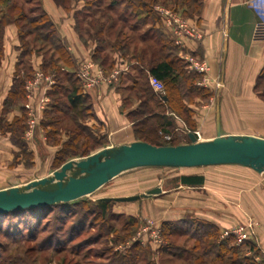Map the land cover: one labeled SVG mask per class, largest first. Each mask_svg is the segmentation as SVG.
<instances>
[{"label":"rangeland","instance_id":"rangeland-1","mask_svg":"<svg viewBox=\"0 0 264 264\" xmlns=\"http://www.w3.org/2000/svg\"><path fill=\"white\" fill-rule=\"evenodd\" d=\"M16 1L28 18L35 17L37 23H42L38 0ZM109 1L99 0L98 9L104 11ZM160 1L151 5L155 14H158L156 9H165L198 28L189 21V16L175 10L171 1ZM10 3V0L0 1V17ZM94 3L95 0H65L66 6L56 3L73 13L74 18L77 14L79 30L83 34L80 39L91 45L96 41L86 33L93 28V25H87V21L94 19L102 22ZM9 13L11 18L16 15V11ZM111 15L114 13L111 12ZM19 23L23 31L30 27L26 20ZM147 27L141 26L140 31ZM122 28L123 25L118 23L115 31ZM123 33L129 37L133 35L125 27ZM25 39L35 54H42L46 59L54 55L50 43L41 40L34 42V34ZM131 42L128 52L107 48L101 53L109 57L107 64L100 65L103 72L109 75L112 69H119L120 56L129 61L133 46L142 45L135 39ZM181 61L177 65L185 64L184 59ZM111 63L112 66L108 67ZM191 71L194 72V69ZM48 72L51 73L50 70ZM64 73L62 67L55 71L54 74L59 77L55 80L52 75L54 81L61 82L63 78L60 77ZM31 78H26L25 82ZM195 79L200 82L201 75L197 74ZM121 89L122 108L138 109V100L130 97V92L125 88ZM257 89L264 101V69ZM194 94L201 98L209 96L205 88ZM196 102L201 103V99ZM23 103H26V99ZM83 105L89 107L88 102L84 101ZM69 115L71 118L64 117L55 128L44 126L43 120L40 121L43 145L36 149L31 145L33 135L28 132L26 112L13 117L10 122L0 118V132H9L13 144L11 150L7 151L8 156L12 152L10 158L1 154L0 150V189L23 186L29 181L48 176L59 169L65 160L84 158L87 153L96 152L107 144L106 138L93 134L96 130L84 124L88 111L78 114L81 120ZM80 123L88 129L80 128ZM51 129L54 132L47 134ZM88 130L93 131L91 137ZM197 132L200 138L205 137L204 133ZM70 136L74 140L75 136L79 138L76 140L77 146L68 149L64 141ZM186 140L174 137L170 142L175 145ZM157 141L165 145L169 140L165 139L164 133ZM193 173L202 175V184L191 186L180 183L181 175ZM153 188H159V193L151 197L128 202L111 201L105 207L97 204L101 197L136 195ZM168 226L176 228L177 234L170 232ZM202 227L213 231L218 241H229L228 245L235 247L239 256L247 257L256 264H264V172L236 164L148 166L124 171L92 193L66 204L1 216L0 264H222L200 256L201 250L195 243L196 236L204 231Z\"/></svg>","mask_w":264,"mask_h":264},{"label":"crops","instance_id":"crops-1","mask_svg":"<svg viewBox=\"0 0 264 264\" xmlns=\"http://www.w3.org/2000/svg\"><path fill=\"white\" fill-rule=\"evenodd\" d=\"M38 1L72 59V64L62 65V69L67 72L72 71L76 75L80 64L84 62L92 64L90 73L94 79H97V83L85 86L76 75L89 106L90 114L84 124L95 129L94 134H100L107 139V144L102 148L128 144L137 140L133 118L129 117V113L136 110V107L126 110L122 108L121 88H119V83L126 87L133 79H136L137 61L131 57L128 61L120 56L117 79L109 82L106 71L103 72L101 66L92 59L95 44L84 43L80 39L75 28L73 13L65 11L53 0ZM156 16L159 19L156 25L160 26L162 33L176 46L177 59L185 60V66L182 67L185 74L191 71L187 65L189 57L204 61L208 67L205 73H197L194 70L196 74L201 75V81L195 80L193 86L205 88L209 96L201 98L192 93L190 98H183V105L189 111L188 114H183L185 118L183 115L166 110L164 120L170 122L168 133L174 137L186 138V142L183 143L189 142V132L204 133L205 137L199 140L211 139L215 136L218 118L222 135L246 134L264 138V101L254 88L264 68V0H202L199 14L189 17V21L201 31V37L183 39L181 45L176 44L168 30L163 28L160 14ZM20 55L21 42L18 26L14 20H10L2 28L0 56V118L8 122L13 117L20 116L23 111L26 112L22 102L3 113V101L12 87L17 68H20L19 74L23 72L21 65L18 64ZM114 56L116 58L115 54ZM25 58L27 67L32 70V75L38 70L52 80L49 85L42 83L29 99L25 91L26 101L36 102L43 95L48 98L45 108L39 114V124L31 139V145L36 149L43 145L40 121L44 120L45 111L50 108L52 99L50 93L54 86V78L52 73L42 69V54L31 52ZM99 70L102 73H99ZM144 70L149 83L151 75L146 69ZM65 85L69 88L68 83ZM200 99L201 103H197L196 101ZM163 128L164 126L161 125L157 129L158 135L164 134ZM12 147L10 133L0 132L1 154L7 157V151Z\"/></svg>","mask_w":264,"mask_h":264},{"label":"trees","instance_id":"trees-1","mask_svg":"<svg viewBox=\"0 0 264 264\" xmlns=\"http://www.w3.org/2000/svg\"><path fill=\"white\" fill-rule=\"evenodd\" d=\"M0 1L6 2V0ZM54 1L58 5L66 6L65 0ZM157 1L161 2L160 0H110L105 6V10L100 11L98 9L100 6L99 0H95L93 6L99 10L97 12L100 13L102 22L94 19L87 21V25H93V28L90 29V32L87 31L86 33L89 34L90 38L93 37L96 41L92 52V59L102 66L107 64L109 60L107 55L101 54L107 48L117 49L119 52H124V50L125 52H128L130 43H132L131 41L134 39L137 40L138 43H142L141 47H138V44L134 45V51L131 54V58L137 61V65L135 66V72L137 74L136 79H133L129 85H126V87H124L122 83H119V88L122 86L130 92V97L136 98L139 101L140 107L129 113V117L133 118L134 121V132L137 140L145 141L154 145H161V143L157 141V138H160V135L157 134V129L162 125L164 126L162 132L168 133L170 125V122L164 120L166 118L164 112L170 110L179 115H183L184 113L188 114L189 111L183 105V98H190V94L198 92L201 88L193 86V82L196 80L195 77L197 76L195 72L190 71L188 74H185L182 69L185 64L183 66L177 65V62L182 61L177 59L176 54L172 53L174 51L177 52L174 42L162 33L159 25H156L158 24L159 19L153 12L151 5L153 2ZM169 1H171L170 4L173 5L175 10L179 11L180 14L189 17L199 14L202 3V0H166V2ZM10 2V5L4 13L2 12L3 15L0 17V56L2 53V28L6 22L14 20L18 26L21 42V55L18 64L21 65L23 72L22 74H19L20 68H17L12 87L3 101V113L9 111L25 100L24 82L26 78L32 76V70L27 67V64L24 62V57L33 51L25 41L26 36L34 34V42L41 40L45 43H50L52 46L54 55L48 57V59L43 57L42 69L45 71L50 70L55 77V80L59 77L57 74H54L55 71H59L62 65L70 66L72 64V59L59 40L55 27L49 20L46 12L39 6L41 9L40 18L42 22L39 24L35 17H27L16 0H10ZM10 11H16V15H14L13 18L9 16ZM111 12L114 13V15H111ZM135 18H137L135 21H130ZM20 20H26V23L30 25V27L23 31V26L19 23ZM81 20L84 21V19ZM118 23L123 25V28L115 31L116 24ZM143 25H148V27L147 29L140 31L141 26ZM124 27L126 30H129V32H132L133 39L131 36L129 37V35L123 33ZM75 28L79 36L82 38L83 34L81 33V30H79V18L76 13ZM111 66L112 63L108 64V67ZM144 69L163 83V93L153 91L148 83L147 74ZM262 74L263 70L255 83L254 88L256 91H258L257 88ZM60 78H63L60 79L61 82L57 83V81H54V86L50 93L52 97L50 108L45 111L44 120L42 122L44 126H50L53 128H55V126L58 127V124L62 122L64 117H70L69 114H71V116L73 115L72 117L77 118L78 120L80 118L78 114H80L81 111H88V114H90L89 107L83 105L84 101L87 102V99L85 95L82 94L81 85L75 73L72 71H65L63 77ZM65 83H68L69 88ZM57 96H60V98ZM80 124V128L88 129L87 127H84L85 125L82 123ZM50 132H54V130L51 129L47 134ZM88 132L90 137L94 134L91 133L93 132L91 130H88ZM168 134L171 135V133ZM72 138L70 136L64 141L66 142L65 147L68 149L72 146L76 147L78 144L76 143V140L79 136H75V140L74 137ZM172 138H174V136L171 135L170 140H172ZM170 140L165 145H174ZM82 145H84V143H82ZM89 154L90 153H87L85 156ZM70 159L71 158L64 162ZM64 162H62V164ZM179 181L181 184L194 186L202 184L203 177L197 174L181 175ZM109 202L111 201L98 199L97 204L101 207H105ZM66 203L67 202L52 204L45 207L10 211L1 214L0 217L8 214H18L23 211L46 209L51 206ZM168 228H170V232L177 234L178 231L176 228L171 226H168ZM202 228L204 231L202 234L196 236L195 243V246H199L201 250L200 256L212 258L222 264H256L247 257L239 256L236 248L228 245L229 241H218L217 236L214 235L213 231L204 229V227ZM133 247L135 248L136 246Z\"/></svg>","mask_w":264,"mask_h":264},{"label":"water","instance_id":"water-1","mask_svg":"<svg viewBox=\"0 0 264 264\" xmlns=\"http://www.w3.org/2000/svg\"><path fill=\"white\" fill-rule=\"evenodd\" d=\"M189 142L154 145L135 140L128 144L104 147L84 158L70 159L50 175L23 186L0 189V215L26 208L65 203L97 190L114 176L138 167H198L236 164L264 172V138L254 135H222L216 119L215 136L198 140L188 133ZM159 193V188L99 200L128 202Z\"/></svg>","mask_w":264,"mask_h":264},{"label":"built area","instance_id":"built-area-1","mask_svg":"<svg viewBox=\"0 0 264 264\" xmlns=\"http://www.w3.org/2000/svg\"><path fill=\"white\" fill-rule=\"evenodd\" d=\"M156 10L161 16L163 28L168 30L176 44L181 45L183 39H199L201 37V32L198 28L189 25L184 20H182L181 17H179L177 14H173L170 11L161 8H158ZM187 59V65L190 69H194L199 73H205L207 71L208 67L204 61H199L192 57H189ZM91 67V63L84 62L79 65V68L76 71L77 77L82 80L85 86H90L97 83V79H94L90 73ZM98 72L102 73L101 70H99ZM118 74V68L112 69V71L107 77L108 81L111 82L113 80H116ZM44 82L45 85H49L51 84L52 80L50 77L45 76L41 71H35V73L32 75V78L25 82L24 89L26 91L28 99L30 97H33L32 93L34 92V90L39 88L40 85ZM149 84L154 91L163 93V83L159 79L151 75L149 77ZM47 102L48 98L43 95L36 102L29 100L23 104L27 115L28 132L30 133V135H33L36 126L39 123V114L45 108ZM195 135L199 140L200 137L198 132H195ZM170 138V134H165L166 140H170Z\"/></svg>","mask_w":264,"mask_h":264}]
</instances>
